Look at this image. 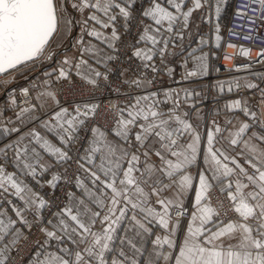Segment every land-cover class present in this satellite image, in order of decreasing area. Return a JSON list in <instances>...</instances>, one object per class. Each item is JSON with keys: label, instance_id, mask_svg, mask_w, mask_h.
Returning <instances> with one entry per match:
<instances>
[{"label": "snow or ice", "instance_id": "snow-or-ice-1", "mask_svg": "<svg viewBox=\"0 0 264 264\" xmlns=\"http://www.w3.org/2000/svg\"><path fill=\"white\" fill-rule=\"evenodd\" d=\"M251 2L264 13V0ZM225 3L0 0V86L21 78L31 85L20 89L22 100L11 90L0 112V264H17L24 248L26 264H264V109L240 97L208 117L197 107L200 92L157 87L155 78L163 71L176 83L168 58L191 43L193 14L207 6L219 20ZM133 24L137 38L125 45L121 29ZM213 36L219 48V23ZM210 43L201 36L187 52L181 83L208 75ZM227 47L251 58L249 47ZM122 50L139 63L122 67L123 80L112 84L110 65ZM257 57L264 64V49ZM215 87L256 90L264 105L254 81ZM101 88L125 102L102 110L91 99L67 100ZM25 177L51 189L62 183V201H49Z\"/></svg>", "mask_w": 264, "mask_h": 264}, {"label": "built area", "instance_id": "built-area-1", "mask_svg": "<svg viewBox=\"0 0 264 264\" xmlns=\"http://www.w3.org/2000/svg\"><path fill=\"white\" fill-rule=\"evenodd\" d=\"M251 0H230L231 7L230 12L228 15V18L226 19L224 31H223V45L221 48V54L219 61L217 63L216 67L211 66V48L209 49L210 56H209V69H208V75L204 76L202 78H192L189 82L181 83V77L183 75V70L179 71L176 67V64H178V61H173L174 57H169L168 59L171 61L170 66L175 68L174 73V79L176 83H173L172 79H169L167 75L161 72V74L158 77H155L158 81L157 87H163V88H190L194 89L192 87L196 85H204V89L198 90L195 89L197 92H200V95L203 99L197 100V107L201 108V111L212 113L213 109L219 108L220 106L225 104V102L231 98H240L245 96H252L253 93L256 95L255 99V107L257 111L259 112L261 110V106L264 109V105L260 104V97L259 93L256 92V90L251 91H233L232 93H229L227 90L224 91L223 94H220L217 89H215V84L218 82L224 81L227 82L231 79H234L235 77L244 75L248 80L256 79L254 82L260 84L261 87H264V64L262 63H256L258 57L257 52L260 49H264V13L261 12L260 7L258 6V3H251ZM144 0H138V6L143 7ZM250 9H254L250 10ZM245 11L246 17L241 19L236 17V13ZM249 13V14H248ZM207 15V23L204 26L205 31L208 34V37L212 38V35L214 33V25H213V14L209 15V9L207 7L206 10ZM248 17L254 18L255 23H250L247 19ZM202 27V29L204 30ZM241 28L242 32H239L238 29ZM249 29H253L254 31H249ZM230 32L239 33L241 37L243 36H257L259 39L256 41L251 40H244L241 38H238L235 35H230ZM247 32V33H244ZM121 37L122 41L125 45L133 43L137 38V27L135 24H133L128 31H124L121 29ZM229 42H238L242 46L249 47L252 49L251 52V58H246L243 56H240L238 53L239 51H233L232 52V60L231 64H225L221 62V55L224 52L228 53V50H226L225 45ZM211 45V43H210ZM209 45V46H210ZM120 55V63L115 64L113 63L110 65L115 70L110 73V82L112 84L119 83L123 80V77L120 76V70L122 67H127L131 65V68L133 70L136 69L138 65V61H135L134 59L129 61L128 54L126 50H122ZM156 62L159 65V57H156ZM234 65H240L242 66L240 71L232 70ZM245 65H251V67H243ZM103 70V69H102ZM149 75L151 73L149 72ZM248 76V78H247ZM237 79V78H236ZM235 79V80H236ZM244 79L240 80L243 81ZM193 83V84H192ZM197 83V84H194ZM71 88V85L68 86ZM71 97L77 96L78 99L75 101H81V100H88L91 99L92 102L100 103L102 105V110L110 108L111 104L113 103H120L123 104L124 96L123 94H117L115 90H108L105 88H101L99 92L95 93L94 97H89L87 94L84 96L80 95H68ZM69 99V98H67ZM203 100V101H202ZM195 116H193L194 118ZM85 131L82 130V133H80L81 136V144L85 142L86 135L84 133ZM65 187L61 183L56 189L48 188L45 190V192H41L42 196H44L49 201L53 202L54 204H59L64 195ZM55 207H53L54 209ZM45 213H48L45 210ZM13 255H15L13 253Z\"/></svg>", "mask_w": 264, "mask_h": 264}, {"label": "rangeland", "instance_id": "rangeland-1", "mask_svg": "<svg viewBox=\"0 0 264 264\" xmlns=\"http://www.w3.org/2000/svg\"><path fill=\"white\" fill-rule=\"evenodd\" d=\"M230 7H231L230 0H227V3H225L223 5L222 12H221V16H220L219 20H217L215 18V16H213V25L215 26L216 23H219L220 24V26H221V36H222L221 46L219 48L215 47L214 36L212 35V43H211L210 46L206 47V49H205V50H207V52H209V49L211 48V51H210L211 52V58L210 59H211V66L213 68L217 66V63H218L219 58H220L221 48H222V45H223V31H224V26H225L226 19L228 18V15H229V12H230ZM199 13H201V14H199ZM206 23H207V15H206L205 9H204V11H202V9H201L198 12H196V13L193 14L192 24L190 26V28L192 30L191 43H189V41L186 39L184 41V50L181 52L179 49H177L176 50L177 51V55L173 58V61H175V60L176 61L183 60V54H184V56H187V52L191 49V46L194 43H196L197 46H198L199 38L201 36L208 38V34H207V32L205 31V28H204V26L206 25ZM202 27L204 28V30L202 29ZM196 47H194V48H196ZM225 55L226 54H224L223 57H222L223 63H225V64H231V60L232 59L231 60L224 59ZM180 62H178V64H176V67L178 68L179 71H182L183 69H181V67H179L181 65ZM208 63H209V61H208ZM244 78H246V76L241 75V76L235 77L234 79H236V80H242ZM247 78H248V76H247ZM252 78L253 79L251 81H255L256 80V79H254V77H252ZM234 79H231L229 81H232ZM194 84H197V83H194ZM216 85L217 84H215V86ZM22 87H31L28 79L21 78V79L17 80L16 82L9 83L7 86H0V94H2V96L0 98V103L3 102V106L8 103V96L12 94V91L11 90H14L16 96L19 99L22 100V97L20 95V89ZM192 88L198 89V90H202V89H204V85H196V86H194ZM215 89H217V88L215 87ZM225 90H227V89H225ZM245 97L249 99V103L252 104V106H253V108L255 110H257L256 107H255L256 95L245 96ZM67 98H69V99H67L68 101H73V100L78 99L77 96L71 97V96H68V95H67ZM231 98H234V97H231ZM199 99H203L201 95H200V97L197 98V100H199ZM223 106L224 105H222V107L220 106L219 108L223 109ZM202 112L205 113L206 115L207 114L209 116L211 115V112L210 113L204 112V111H202ZM240 114H242V113H240ZM193 122H195V117L193 118ZM84 131H85L84 132L85 135L87 136V133H88L87 129H84ZM81 133H82V131H81ZM43 193H44V191H43ZM17 264H20L19 257L17 258Z\"/></svg>", "mask_w": 264, "mask_h": 264}, {"label": "crops", "instance_id": "crops-1", "mask_svg": "<svg viewBox=\"0 0 264 264\" xmlns=\"http://www.w3.org/2000/svg\"><path fill=\"white\" fill-rule=\"evenodd\" d=\"M204 9H205V11L207 10V6L205 7V8H202V11H204ZM199 14H201V13H199ZM213 16H214V14H213ZM197 46V44L196 43H194L192 46H191V48L193 47H196ZM206 49V48H205ZM204 49V51H206L207 52V50H205ZM186 58V56H184V54H183V59H185ZM180 61H182V60H180ZM180 61H178V62H180ZM180 64H181V62H180ZM189 66H191V64L189 65ZM179 67H181V65L179 66ZM181 69H183L182 67H181ZM1 96H2V94H0V98H1ZM234 99H236V98H230V99H228L226 102H229V101H232V100H234ZM2 111H4V106H3V102H1L0 103V112H2ZM12 113H10V112H7L6 113V115H11ZM239 115V117H240V119H246L245 117H243V114H238ZM210 116H212V113H211V115ZM209 116V117H210ZM220 119H221V121H223V119H224V116H223V114L221 115V117H220ZM88 135H90V133L88 132L87 133V136ZM86 136V137H87ZM83 145H86V139H85V142H84V144ZM9 170H11V169H9ZM50 178V176L49 175H44V176H41V177H39V179H40V181L41 182H43V181H45V180H47V179H49ZM25 179H26V182L27 183H29L30 185H31V187L35 190V191H37V192H39L41 195H42V193L41 192H45V190L46 189H48V188H50V187H48V186H44V187H41V184H39V183H37L35 180H33L31 177H25ZM10 199H12L13 200V202L17 205V206H22L21 205V202L20 201H18L15 197H10ZM56 209L54 208L53 209V211H55ZM9 211H10V209H9ZM44 217H45V219H47L48 217H49V213H45L44 212ZM25 231H27V229H25ZM14 254H15V256H16V253L14 252ZM29 249L28 248H24V250L22 251V252H20V254H19V259H23L24 260V262H25V264H26V261H27V258H28V256H29Z\"/></svg>", "mask_w": 264, "mask_h": 264}, {"label": "bare ground", "instance_id": "bare-ground-1", "mask_svg": "<svg viewBox=\"0 0 264 264\" xmlns=\"http://www.w3.org/2000/svg\"><path fill=\"white\" fill-rule=\"evenodd\" d=\"M252 2H250V4H251ZM258 6H259V4H258ZM260 7V6H259ZM244 13H245V11L244 10H242ZM249 14V13H248ZM238 31L239 32H242V29L241 28H239L238 29ZM244 33H247V32H244ZM232 44H235V45H238V46H241V44L240 43H238V42H231ZM228 44V43H227ZM227 44L225 45V48H226V50H228V53H226V52H224L223 51V53H222V55H221V62L223 63V61H222V57H223V55L224 54H226V55H228V56H232V52L233 51H236L237 52V50L239 51V48H228L227 47ZM261 109H263V107L261 106ZM207 116L209 117V115L207 114Z\"/></svg>", "mask_w": 264, "mask_h": 264}]
</instances>
